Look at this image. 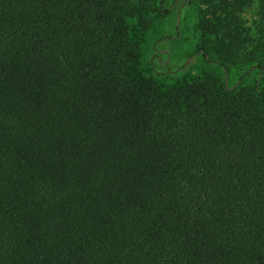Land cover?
<instances>
[{"label": "trees", "instance_id": "trees-1", "mask_svg": "<svg viewBox=\"0 0 264 264\" xmlns=\"http://www.w3.org/2000/svg\"><path fill=\"white\" fill-rule=\"evenodd\" d=\"M155 9L0 0V264H264V0L198 1L231 86L143 71Z\"/></svg>", "mask_w": 264, "mask_h": 264}, {"label": "rangeland", "instance_id": "rangeland-1", "mask_svg": "<svg viewBox=\"0 0 264 264\" xmlns=\"http://www.w3.org/2000/svg\"><path fill=\"white\" fill-rule=\"evenodd\" d=\"M161 1V10L150 14L147 29L137 28L131 31L139 41L140 62L146 74H152L159 83H169L182 76H194L203 71L217 74L226 85L237 82L241 69L226 68L211 55L207 61L197 52L198 33L195 29V13L199 0H155ZM254 7L247 9L243 17L253 25L256 16ZM135 26V22H131ZM140 27L139 25H137ZM256 73H250L244 82L251 84Z\"/></svg>", "mask_w": 264, "mask_h": 264}]
</instances>
